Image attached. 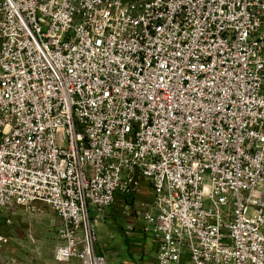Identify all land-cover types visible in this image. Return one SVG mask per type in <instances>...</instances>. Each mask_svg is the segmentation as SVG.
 Returning a JSON list of instances; mask_svg holds the SVG:
<instances>
[{
	"label": "built area",
	"instance_id": "2783aa9c",
	"mask_svg": "<svg viewBox=\"0 0 264 264\" xmlns=\"http://www.w3.org/2000/svg\"><path fill=\"white\" fill-rule=\"evenodd\" d=\"M141 182L157 264H264V0H0V227L109 264L91 209Z\"/></svg>",
	"mask_w": 264,
	"mask_h": 264
},
{
	"label": "rangeland",
	"instance_id": "374dc122",
	"mask_svg": "<svg viewBox=\"0 0 264 264\" xmlns=\"http://www.w3.org/2000/svg\"><path fill=\"white\" fill-rule=\"evenodd\" d=\"M150 197V189L141 182L134 201H129L126 210L131 212L135 204ZM60 226L59 216L48 205L38 204L34 211L19 209L12 224L0 227L6 239L0 244V264L12 261L20 264H78L77 259L65 262L55 259Z\"/></svg>",
	"mask_w": 264,
	"mask_h": 264
},
{
	"label": "crops",
	"instance_id": "0c3cea01",
	"mask_svg": "<svg viewBox=\"0 0 264 264\" xmlns=\"http://www.w3.org/2000/svg\"><path fill=\"white\" fill-rule=\"evenodd\" d=\"M127 204L129 200L119 192L110 207L91 209L99 249L110 264H157L155 246L143 231L140 220L126 210Z\"/></svg>",
	"mask_w": 264,
	"mask_h": 264
}]
</instances>
